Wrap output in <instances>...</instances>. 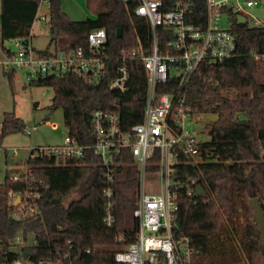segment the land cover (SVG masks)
Instances as JSON below:
<instances>
[{"label": "trees", "instance_id": "1", "mask_svg": "<svg viewBox=\"0 0 264 264\" xmlns=\"http://www.w3.org/2000/svg\"><path fill=\"white\" fill-rule=\"evenodd\" d=\"M46 1L50 41L45 54L51 49L69 52L86 47L89 33L97 29L107 31L108 53L113 59L123 50L150 43L147 21L135 16L124 0H87L95 7L96 17L84 21H74L66 14L61 0ZM41 5L42 0H1L3 50L7 41L32 37ZM226 13L236 34V55L219 63H203L184 89L185 108L192 116L210 114L217 119L204 124L201 133L209 139L200 142L196 161L180 153L174 178L179 207L172 234L177 240H189L194 264H262L264 244L251 200L258 198L264 211V27L238 24L232 10ZM196 14L205 19L204 0L195 5L190 23H199ZM120 29L122 36L118 37ZM116 67L114 60L97 86L74 75L41 78L32 86L54 91L52 108L63 109L69 134L86 147L96 141L93 114L98 110L118 113L125 132L144 120L149 87L143 64L130 63V89L124 94L109 89ZM6 74L13 83L14 73ZM176 87L172 79L159 86L158 92L170 93ZM240 120H246V125H237ZM0 128L7 136L24 131L26 125L11 112L4 115ZM154 160H159L158 153ZM116 162L113 188L117 222L113 228L104 222L107 184L101 159L91 150L80 159L41 154L28 159V181L21 178L15 182L9 173L0 181V241L7 244L24 230L35 234L44 247L49 240L71 241L76 264H119L116 253L136 242L140 228V220L134 217L139 176L129 152ZM149 170L157 171L158 167ZM191 180L205 190L199 199L188 195ZM30 186L41 195L42 216L18 219L10 192L20 195ZM73 194L77 197L68 201ZM33 255L39 257L36 251Z\"/></svg>", "mask_w": 264, "mask_h": 264}, {"label": "built area", "instance_id": "2", "mask_svg": "<svg viewBox=\"0 0 264 264\" xmlns=\"http://www.w3.org/2000/svg\"><path fill=\"white\" fill-rule=\"evenodd\" d=\"M135 16L147 21L150 32L148 46L123 50L115 59L108 53V33L97 29L89 33L87 46L72 51L51 49L48 53L38 51L32 37L16 39V48L3 50V66L10 73L23 71L27 86L41 78H61L66 75L81 76L89 85L97 86L108 74L109 64L116 60L115 76L109 84L112 92L127 93L130 89V63L143 64L148 83V96L144 120L131 130L122 129L120 115L112 111L98 110L93 114L96 141L82 146L72 134L61 146L32 149L29 158L41 154L57 158L80 159L86 150H91L101 159L105 169L104 222L109 228L116 225V203L114 171L116 159L125 151L133 157L138 168L139 195L134 217L140 220L136 242L116 253L119 264H194L193 249L189 240H177L172 234V224L178 211V196L174 191L176 165L180 153L195 161L199 155L196 134L186 129V119L192 116L185 108L184 89L191 77L203 63H219L236 55V34L231 28L232 10L243 15L255 27H264V20L251 15L249 9L260 7L264 0H204L205 19L196 14L198 24L190 23L199 0H124ZM48 5L42 0V5ZM45 20V14L42 13ZM172 79L177 87L172 92L159 93L158 87L167 85ZM56 127L55 124L45 123ZM37 129L34 125L25 132L31 136ZM159 154V160L155 157ZM158 167L157 171H150ZM15 182L21 178L14 176ZM28 181V180H27ZM148 181V182H147ZM152 181L159 185V192ZM151 182V183H150ZM150 186L147 187V184ZM196 182L187 185L188 195L194 196ZM14 205L19 199L15 217H40L41 195L28 187L23 194L10 192ZM32 237V241L29 239ZM47 248V249H45ZM36 251L38 258H34ZM29 252L28 258L24 253ZM90 253V250H87ZM76 248L67 241H48L40 244L35 234L20 231L15 238L4 244L0 241V264H76Z\"/></svg>", "mask_w": 264, "mask_h": 264}, {"label": "rangeland", "instance_id": "3", "mask_svg": "<svg viewBox=\"0 0 264 264\" xmlns=\"http://www.w3.org/2000/svg\"><path fill=\"white\" fill-rule=\"evenodd\" d=\"M63 11L74 21H84L94 17L95 7L89 6L87 0H61ZM1 12V0H0ZM251 15L258 20H264V4L260 7L249 9ZM251 18L250 25H253ZM32 39L33 46L40 52L49 46V30L43 15L39 14L33 26ZM5 45L16 51L12 41H7ZM3 49L0 47V125L6 113L15 114L24 120L26 128L31 129L34 125L37 129L33 135L29 136L25 130L3 136L0 128V181L4 182L7 174L29 180L30 169L27 164L32 149L61 146L69 136V129L65 125L63 109L52 108L54 91L51 88L42 86L29 87L24 81V72L14 73L13 83L10 82L3 66ZM232 97L234 94L232 93ZM39 108H35V104ZM216 115L204 114L195 117H188L185 121L186 129L194 132L198 142H205L209 139L207 134H202L204 124L215 121ZM55 124L56 127L45 123ZM148 182V181H147ZM151 183V182H150ZM147 184V187L150 186ZM155 189L159 192V185L152 181ZM77 197L73 194L68 201ZM243 226L244 220L240 218ZM263 262V261H262Z\"/></svg>", "mask_w": 264, "mask_h": 264}, {"label": "water", "instance_id": "4", "mask_svg": "<svg viewBox=\"0 0 264 264\" xmlns=\"http://www.w3.org/2000/svg\"><path fill=\"white\" fill-rule=\"evenodd\" d=\"M41 11L42 13L46 14V15H49L50 14V8L48 5H43L41 7ZM237 23L238 24H247V18L243 15H237ZM122 36V30L120 29L118 31V37H121ZM237 125L239 126H244L246 125V120H240L237 122ZM205 190L204 188L201 186V185H198L196 187V191H195V194L193 196V200H196V199H199L203 196ZM19 199H17L15 205H19ZM251 204H252V207H253V210H254V215H255V218L257 220V223L259 225V231H260V234H261V237H262V241H263V244H264V211H263V207H262V204L260 202V200L258 198H254L251 200ZM30 241H32V237L29 239ZM30 255L29 252H25L24 253V257L25 258H28ZM262 264H264V259H263V262Z\"/></svg>", "mask_w": 264, "mask_h": 264}, {"label": "crops", "instance_id": "5", "mask_svg": "<svg viewBox=\"0 0 264 264\" xmlns=\"http://www.w3.org/2000/svg\"><path fill=\"white\" fill-rule=\"evenodd\" d=\"M39 14H42V13L40 12ZM39 14H38V15H39ZM94 17H96V15H95ZM94 17H92V18H94ZM36 21H37V20H36ZM32 32H33V28H32V31H31V36H32V39H33L34 36L32 35ZM6 47H7V46H6ZM38 108H39V105H38Z\"/></svg>", "mask_w": 264, "mask_h": 264}]
</instances>
